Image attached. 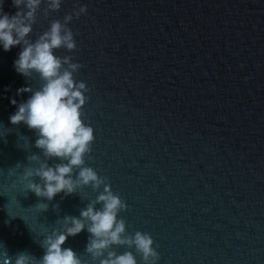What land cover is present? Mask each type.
<instances>
[{"label": "water", "instance_id": "95a60500", "mask_svg": "<svg viewBox=\"0 0 264 264\" xmlns=\"http://www.w3.org/2000/svg\"><path fill=\"white\" fill-rule=\"evenodd\" d=\"M74 5L87 8L68 25L77 49L55 55L82 65L75 79L89 89L84 122L95 137L85 166L126 202V231L151 235L157 264H264V0H63L29 39ZM20 51L0 47V251L13 261L41 258V232L98 195L61 193L59 208L39 214L37 197L8 177L39 155L34 133L9 120L11 101L30 95L18 90L39 87L16 72ZM88 235L63 246L85 264Z\"/></svg>", "mask_w": 264, "mask_h": 264}, {"label": "clouds", "instance_id": "9594fccd", "mask_svg": "<svg viewBox=\"0 0 264 264\" xmlns=\"http://www.w3.org/2000/svg\"><path fill=\"white\" fill-rule=\"evenodd\" d=\"M63 0H12L15 14L3 11L0 5V47L5 52L20 46L21 51L14 61L18 74L31 80H39V87L21 88L17 94L30 93L26 101L11 103L17 110L10 115V123L21 124L35 135L31 145L39 151L27 157V166L17 164L8 170V177L24 185L26 193L37 197L33 207L39 214L46 213L57 195L62 199L78 195L80 190L91 188L98 193L89 201L79 216L65 215L57 219L58 227L42 231L41 247L44 254L37 259L27 252H20L15 259L6 249L0 251L2 264H85L71 248L63 247L70 237L87 231L85 253L91 258L89 264H157L159 254L153 247L150 234L126 231V221L119 218L127 204L119 194L111 190L106 178L100 177L91 167L85 166V157L92 151L94 130L84 122L83 107L89 89L84 82H77L75 74L82 65L73 62L72 56H57L56 51L65 49L74 52L77 44L68 25L73 19L87 12L85 6L74 5L78 10L66 14L62 20H52L47 31L33 41L29 39L38 16L48 18L60 10ZM43 6V8H42ZM57 161L56 163H50ZM23 168L22 172L15 169ZM102 189V191H101ZM99 206V207H98ZM129 249L122 254L114 248ZM135 250V254L131 251Z\"/></svg>", "mask_w": 264, "mask_h": 264}]
</instances>
